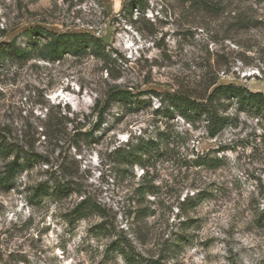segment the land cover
Masks as SVG:
<instances>
[{
	"label": "rangeland",
	"instance_id": "obj_1",
	"mask_svg": "<svg viewBox=\"0 0 264 264\" xmlns=\"http://www.w3.org/2000/svg\"><path fill=\"white\" fill-rule=\"evenodd\" d=\"M34 26L98 36L114 69L93 54L0 62V133L39 157L0 185V264H126L111 250L124 239L142 264H264V117L232 101L233 122L209 136L205 121L164 113L165 92L231 83L264 95V0H0V45L42 40L26 35ZM114 87L136 103L104 106ZM47 109L67 116L55 140ZM160 134L144 167L121 164L116 148ZM207 151L221 164L192 167ZM168 242L179 245L166 253Z\"/></svg>",
	"mask_w": 264,
	"mask_h": 264
},
{
	"label": "trees",
	"instance_id": "obj_2",
	"mask_svg": "<svg viewBox=\"0 0 264 264\" xmlns=\"http://www.w3.org/2000/svg\"><path fill=\"white\" fill-rule=\"evenodd\" d=\"M191 1L195 2V0ZM43 32L45 30L38 26L26 30V35L35 34L37 37H42V40H31L24 47L16 44L14 41L0 45V62L5 59L21 60L33 54L40 59L48 61L59 60L64 55L82 57L85 54H93L103 58L104 68L108 74L113 73L112 58L106 50L105 44L98 36L88 32H50L44 37ZM164 94L169 103L167 107H164L165 114L169 115L174 113V111H178L188 121L203 120L205 121L206 131L209 136H215L224 127L233 122L232 116L226 112L229 105L233 103L232 101L236 104L237 109L257 113L264 117V95L260 92H251L245 87L236 86L231 83L216 85L210 89L208 94L200 97L183 93L165 92ZM134 95L128 90L114 87L107 90L104 106H108L110 102H118L124 108L130 109L132 104H135L137 101V99H133ZM161 100L164 102L163 98ZM66 117V114H61L59 110L49 112L47 109L42 126L44 138L55 140L60 134L64 135L65 130L62 123ZM158 139L156 141L139 140L133 146L116 148L115 153H117L123 165L139 164L144 167V163H148L152 157L160 154V141L164 139V135L160 134ZM10 150L15 153L11 160L4 163V170L0 175V185L3 186H6L13 179L15 172L23 169L26 165L36 162L37 158H39L37 152L26 150L19 143H6V137L0 133V158L6 157ZM211 152L207 151L206 153L196 155V158L190 161L191 166L195 168L199 167L200 169H215L218 167L221 164V159L212 156ZM144 172L146 175L147 171L143 170ZM38 187L40 191L46 192L48 190L43 185H39ZM59 190H62V188H59ZM204 194L198 192L195 197L183 198L181 205L194 206L208 196ZM87 204L86 200H81L76 205L73 211L77 217L84 215V209ZM137 216H142L141 211H138ZM259 222L264 223V208L260 212ZM184 239L186 240L187 238L185 237ZM178 245V242H168L165 245V252L169 253L173 251ZM130 246L131 242L124 239L115 242L111 250L120 254L126 264H142L139 258L131 254V250L129 251L131 249ZM148 264H155V261H149Z\"/></svg>",
	"mask_w": 264,
	"mask_h": 264
}]
</instances>
